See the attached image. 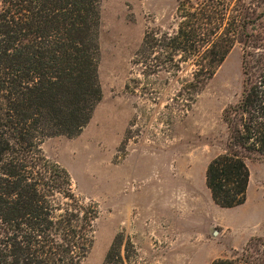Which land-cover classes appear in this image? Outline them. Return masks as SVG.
I'll return each instance as SVG.
<instances>
[{
	"label": "trees",
	"instance_id": "16d2710c",
	"mask_svg": "<svg viewBox=\"0 0 264 264\" xmlns=\"http://www.w3.org/2000/svg\"><path fill=\"white\" fill-rule=\"evenodd\" d=\"M100 1L0 0V264H81L93 244L98 205L41 145L78 135L102 96ZM177 1L175 28L144 43L191 63L195 93L242 45L243 91L223 111L226 148L206 168L214 202L233 207L246 200V158L264 162V0ZM212 264H264V236Z\"/></svg>",
	"mask_w": 264,
	"mask_h": 264
},
{
	"label": "rangeland",
	"instance_id": "374dc122",
	"mask_svg": "<svg viewBox=\"0 0 264 264\" xmlns=\"http://www.w3.org/2000/svg\"><path fill=\"white\" fill-rule=\"evenodd\" d=\"M177 0H101L98 76L102 96L76 136L48 137L45 155L73 189L98 205L94 240L81 264H212L264 236V162L250 155L246 200L221 207L206 184L223 152L226 106L243 91L236 44L201 91L191 63L168 61L144 43L171 31ZM113 251L111 258L108 253Z\"/></svg>",
	"mask_w": 264,
	"mask_h": 264
}]
</instances>
